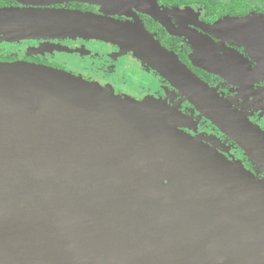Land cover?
Returning a JSON list of instances; mask_svg holds the SVG:
<instances>
[{"label": "water", "instance_id": "95a60500", "mask_svg": "<svg viewBox=\"0 0 264 264\" xmlns=\"http://www.w3.org/2000/svg\"><path fill=\"white\" fill-rule=\"evenodd\" d=\"M18 1L85 3L106 16L8 9L0 11V36L113 43L205 113L208 86L138 17H108L149 14L170 31L154 6ZM214 115L264 172V133L247 123L238 132ZM174 119L156 101L117 96L65 71L0 63V264H264V182Z\"/></svg>", "mask_w": 264, "mask_h": 264}, {"label": "flooded vegetation", "instance_id": "af4514ba", "mask_svg": "<svg viewBox=\"0 0 264 264\" xmlns=\"http://www.w3.org/2000/svg\"><path fill=\"white\" fill-rule=\"evenodd\" d=\"M170 32L155 17L136 12L108 15L146 30L201 80L205 113L185 98L148 63L119 46L97 39L64 36H0V63L24 62L65 71L117 96L144 102L153 99L174 115L176 127L224 156L243 165L264 182V172L228 133L213 122L214 112L229 119L238 131L245 123L264 133V0H148ZM41 10L106 16L101 7L85 3L50 5L0 0V11ZM69 59L70 61L66 60Z\"/></svg>", "mask_w": 264, "mask_h": 264}, {"label": "rangeland", "instance_id": "374dc122", "mask_svg": "<svg viewBox=\"0 0 264 264\" xmlns=\"http://www.w3.org/2000/svg\"><path fill=\"white\" fill-rule=\"evenodd\" d=\"M66 60L70 61L69 59H66ZM130 99H131V98H130ZM132 100H134V99H132ZM147 100H153V99H147ZM153 101H155V100H153Z\"/></svg>", "mask_w": 264, "mask_h": 264}]
</instances>
